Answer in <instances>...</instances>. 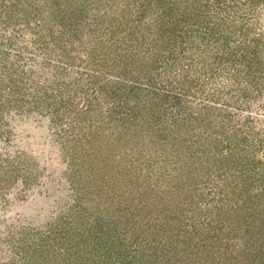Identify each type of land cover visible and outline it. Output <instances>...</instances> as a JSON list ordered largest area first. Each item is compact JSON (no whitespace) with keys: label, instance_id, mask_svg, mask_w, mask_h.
<instances>
[{"label":"rangeland","instance_id":"1","mask_svg":"<svg viewBox=\"0 0 264 264\" xmlns=\"http://www.w3.org/2000/svg\"><path fill=\"white\" fill-rule=\"evenodd\" d=\"M214 1L218 22L191 34L193 64L166 50L135 81L123 58L150 53L109 38L142 25L149 36L156 13L189 16L193 0H0V264H264V201L232 191L264 194V0L242 28ZM175 93L192 107L172 109ZM228 134L245 138L242 154L226 155ZM210 245L216 260L200 259Z\"/></svg>","mask_w":264,"mask_h":264},{"label":"trees","instance_id":"2","mask_svg":"<svg viewBox=\"0 0 264 264\" xmlns=\"http://www.w3.org/2000/svg\"><path fill=\"white\" fill-rule=\"evenodd\" d=\"M225 1H226V3H225ZM252 2L255 3V0H215L213 3L218 4V6L216 7V10H215V12H216L215 16H217L219 14H223L222 8H219V7L221 4H226V6L224 8L226 11L227 19L230 20L229 18L232 17L231 22H234L235 26L239 25L242 28V26L238 23V20H239L238 18L240 17V13L244 10V8H246V6H248V5L252 6L253 5ZM159 4H160V2H159ZM190 6H193L192 7L193 12H190L189 16L187 13H183V12H182L183 13L182 17H179V14L177 12L176 13L175 12L170 13V11H172L173 9H171L168 12L156 13L155 18L150 19L152 26L147 25L149 28L154 29L152 34H150L149 36L145 35V31H144L145 26L142 25L137 29V32L135 34L133 33V35H131V36H128L127 33H124L123 36L118 37V36L112 35L114 37V39H113V37L109 38L108 42H109L110 46L115 45L118 48L120 47L121 50L123 49L124 52L128 51L127 46H130V44H133V41H136L138 44L142 43L143 46L145 47V51L150 53L149 54L150 56L148 58L152 59V64L147 62V64L143 63V64H140L139 66L138 65L135 66L134 64L136 63V59L132 58V60H130L129 59L130 57L126 54V56L123 58V61L126 60L124 63L125 66L122 68V71L120 72V74H122V78H125V79L130 78V79H135V81H140L141 79H143L142 77H144L146 74H151V72H150L151 69L158 68V66H156L154 63V60L161 59V57H163L162 55L164 54V52L166 50L168 51V56H173L174 60H176V58L180 54V51H187V53L184 54V58L186 57L187 59L190 60V63L193 64L194 60L191 58V55H192L191 50L192 49L194 50V48L197 47L196 46L197 42L191 38V34L192 35L193 34L198 35V33H199L197 31L199 29L198 27H200L201 25H203L205 23L207 26H209L211 22H218V20H215V19L212 20L213 18H207V15L210 14V12L212 11L211 5H210V0H206L205 4L202 3V0H195V1L193 0V2L191 3ZM175 8H177V7H174V9ZM0 15H1V13H0ZM164 15L169 16V20L167 22H165V16ZM180 20H181V22H180ZM190 21L197 24L196 25L197 28L195 30H194L195 25H193ZM188 24L191 26H189ZM216 25L217 24H213V26H216ZM207 28H209V27H206V29ZM216 30H217V28L212 27V30L210 31V33L211 34H212V32L216 33ZM232 38H233V34L231 32L228 34V40H230ZM162 42H163V45H162ZM120 43H123V45H125V47H122ZM246 45H244V48L246 50L244 53L247 54L248 52H251V53H253L252 59H254V58L257 59V57H258L257 56V53H258L257 50L254 49L253 47L251 49H249L248 44H246ZM256 47H257V45H256ZM140 48H139V50L143 49V48L142 49H140ZM157 49H159V50H157ZM246 54H244V55H246ZM134 56H136V55L134 54ZM251 56H252V54H251ZM164 57H167V55L165 54ZM129 64L131 67L127 71V69H125V68L129 67ZM141 72H143V73H141ZM147 77H148L147 80L149 81V84L151 87L154 86L157 89V86H160L158 84V81L155 82L154 79L152 80L151 75H149ZM125 86H127L129 88L130 92H132V91L133 92H139L138 91L139 87H137L136 84L130 83V84H125ZM172 99H173V103H172L173 108L172 109H175L179 113L182 112V111H180L181 109H183V111H184L185 107L188 109H190L192 107L191 103L185 102V105H184V103H182V101L180 102V96L177 95L176 93L172 95ZM183 105H184V107H181ZM199 111L201 112V109H199ZM141 114H142V112H141ZM147 114H148V112L146 113V115ZM190 115H192V114L190 113ZM152 116L154 117V119L152 120V123H158L157 121H159L160 117L157 116L156 114H153V113H152ZM206 119H207L206 116H204L202 120H206ZM142 123H144V121ZM154 137H156L157 140L159 139L156 135ZM195 137H196V139H195V141H196L197 139L200 138V135L196 134ZM152 139H153V137H152ZM238 139H241L242 141L245 140V138H235V134L226 135V151L228 152V154H226L227 156L230 157V156H233L237 153H238V155L243 153L239 149L240 144L238 143L239 142ZM157 140H155V142ZM236 140H238V142ZM209 141H210V143H212V145L214 144L213 146L216 148V150L223 152L222 151L223 147L218 146L220 143H222V141H220V140H215V142H214V140H209ZM96 151L97 152L95 155V160L102 158V157H106L105 158L106 165H105L104 171H107V166H108V164H107L108 158L107 157L111 155L112 151H109L106 144H102L101 146H99L98 150H96ZM90 155H93V154H90ZM215 155L216 154H214V156ZM240 160L242 162L243 158ZM227 161L230 162L229 158L227 159ZM239 166L243 167L241 164H239L238 167L236 168L238 171H240V169H241ZM231 168H232V166H231ZM92 169H94V168H92ZM93 173H94V170H93ZM245 188H246L245 185L237 184V185H235V188L232 191H235L237 196H242L243 194L248 193V195L250 196V200L252 201L251 203L257 204L259 207L261 205V203L264 201V194L257 195V199L252 200V194L250 192H248L247 190H245ZM129 200H130V198H129ZM245 201L247 202L246 198H245ZM232 208H233L232 212L230 211V209H228V208L226 209V220L229 217H231L233 215V213L235 212L236 215H233V217L228 220L231 223H234V219L235 218L238 219V217L240 216L237 213V211L240 209V206L232 207ZM204 214L207 216L206 217L207 224H208L207 227H210L211 224L215 222V221H213L214 215L204 212L203 216H204ZM227 225H228V222L226 223V227H227ZM206 229H208V228H205V230ZM247 229L252 230L251 228H247ZM201 231H203V230L201 229ZM229 232H231V230H229ZM194 235L198 236V230L194 231ZM206 244L207 243L201 244L200 249H204V246ZM153 245L157 249V246H156L157 244L154 242V240L152 243H151V241L148 242V246H151L153 248ZM198 246L199 245H197V247ZM230 247H231L230 243L226 242V248L229 249ZM206 249H207V252H206V250H205V252L207 255L206 256L199 255V258L200 259H202L203 257L209 258L210 255H213L212 261H215L216 260V257H215L216 253H215L214 247L212 245H210V246L206 247ZM156 264H161V260L159 263H156Z\"/></svg>","mask_w":264,"mask_h":264}]
</instances>
